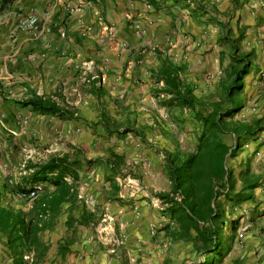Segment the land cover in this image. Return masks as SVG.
<instances>
[{
	"label": "crops",
	"instance_id": "0c3cea01",
	"mask_svg": "<svg viewBox=\"0 0 264 264\" xmlns=\"http://www.w3.org/2000/svg\"><path fill=\"white\" fill-rule=\"evenodd\" d=\"M32 16L39 18L38 34L20 26ZM236 38L238 50L231 44ZM239 58L247 72L243 89L227 100L239 108L226 119L258 120L261 128L240 142L232 131L221 136H229L223 141L230 148L224 164L231 189L214 198L215 217L205 224L218 237V249L204 253L208 264H264V204L254 203L264 198V0H0L4 205L35 214V201L12 203L7 175L25 188L36 168L63 156L75 170L64 176L68 192L41 231L49 248L36 264H187L210 248L201 237L203 222L186 228V209L159 206L173 187L170 154L180 161L199 143L183 138V145L168 146L169 121L197 122L194 129H174L177 135L203 130L197 112L177 106L167 92L162 70L165 62L177 67L181 84L210 99L208 114L234 81ZM35 95L73 116L24 104ZM106 103L123 120L119 127L105 125L111 124ZM60 189L48 187L52 195ZM6 244L0 233V264H14ZM28 256L32 264L34 253Z\"/></svg>",
	"mask_w": 264,
	"mask_h": 264
},
{
	"label": "trees",
	"instance_id": "16d2710c",
	"mask_svg": "<svg viewBox=\"0 0 264 264\" xmlns=\"http://www.w3.org/2000/svg\"><path fill=\"white\" fill-rule=\"evenodd\" d=\"M231 44L238 50L239 39H234ZM239 61L241 64L237 63L232 67L234 81L223 87V92L219 95L221 97L217 101L210 103L212 111L208 114H204L205 112L200 107L208 108L209 100L198 97L194 88L187 83L181 84L182 80L175 75L177 67L174 68L172 63L165 62L163 64L162 72L167 76L166 81L169 84L167 92L172 94V97L177 101V106L187 107L197 112L195 118L203 130L195 152L188 154L180 161L170 154L168 169L173 187L169 193H164L161 199L164 203L183 207L188 211L185 215L181 214L182 218L186 217V228L190 225L199 228V223H204L200 229L201 237L204 241L210 240L211 243L210 248L202 249L205 253L218 249L217 243L213 244L216 230L213 226L205 225L215 217L213 200L225 187L231 189L230 183L225 179L227 171L224 164L225 156L230 148L224 143L221 136L232 131L240 142L241 138L261 128V122L258 120L246 123L229 122L226 119L228 115L239 108L235 102L231 106L229 105L235 94L243 89V77L247 72V62L244 58H239ZM227 100L231 102L228 104ZM24 104L31 105L39 111L60 112L61 115L73 116V112L69 109L38 95L25 100ZM197 107L199 109H196ZM105 123L108 128L112 127L108 122L105 121ZM67 173L75 174V170L68 162V156L52 158L31 173L27 186H32L35 182H42L46 185L47 191L34 200L35 214L30 218L22 210L4 205V193L0 191V233L7 238L6 245L13 254L14 264H28L29 258L25 256L31 253H34L32 264H36L48 250L49 245L43 240L41 231L47 225L46 220L52 215V208L55 206L56 200L60 201L68 192V187L64 183V176ZM52 184L61 185L59 195H52L53 193L48 191V187ZM21 189L23 188L18 184L16 187L10 188L9 192L15 193ZM178 194L182 196L181 200L175 198ZM51 195L52 197H50ZM205 263L208 264V260Z\"/></svg>",
	"mask_w": 264,
	"mask_h": 264
},
{
	"label": "built area",
	"instance_id": "2783aa9c",
	"mask_svg": "<svg viewBox=\"0 0 264 264\" xmlns=\"http://www.w3.org/2000/svg\"><path fill=\"white\" fill-rule=\"evenodd\" d=\"M20 26L22 28H29L32 30L34 34H38L41 32L40 24H39V18L37 16H32L29 19H26L25 21L21 22ZM109 32L112 31V28L106 27ZM3 148V139L0 136V150ZM2 169L6 170L7 167L6 165L2 164ZM8 183L11 185V187H16L19 182L16 181L15 176H6ZM228 188L225 187L224 191H227ZM46 192V185L42 182H35L32 186H27L15 193L9 192L10 196L12 197H17L20 200H35L36 198L40 197L42 194ZM159 206L164 209V206H166V203L163 201H160ZM150 235L151 237H155L157 235V227L156 226H151L150 229ZM213 244L215 245L218 242V237L216 235L213 236ZM205 252H201L198 254L195 259H190L187 261V264H203L205 263V257H204ZM26 258H29V256H25ZM148 264H152L151 261L148 262Z\"/></svg>",
	"mask_w": 264,
	"mask_h": 264
},
{
	"label": "rangeland",
	"instance_id": "374dc122",
	"mask_svg": "<svg viewBox=\"0 0 264 264\" xmlns=\"http://www.w3.org/2000/svg\"><path fill=\"white\" fill-rule=\"evenodd\" d=\"M221 96H218V98H220ZM209 101H210V99H208ZM225 105H226V103H224ZM200 108H202V110H203V112H208V110L210 109V106H208V108H203V106L202 107H200ZM106 117L109 119V121L111 122V126H113L114 124H117V126L119 127V123H123V120H121L120 118L118 119L117 117H114V115L112 114V113H114L115 111H114V109H113V107L112 106H109V103H106ZM185 120V119H184ZM172 121V120H171ZM171 121H169V124H170V127H171V131H169V134H166L164 137H166L167 138V141L169 142L168 143V146H170L171 148H174V147H172L173 145H175V144H177V143H179L180 144V146H181V144H182V139L183 138H187V140H188V142L190 143H192V146L193 147H195L194 145H196L197 144V142H199L198 140H199V136H198V134H197V132L195 133V134H189V135H187V136H185V135H183V136H181L182 134H176L175 132V130L174 129H177L178 127L180 128V129H182V128H192V129H194V128H196V124H197V122H195L194 120H191V119H187V120H185V123H183V121H181V120H179L181 123H179V124H176L175 122V124L177 125H175V124H173V123H171ZM183 124V125H182ZM127 125V127L129 126V125H131V124H126ZM166 125H168V124H166ZM122 126L124 127L125 125H123L122 124ZM186 130V129H185ZM193 132H195V131H193ZM127 136H130V137H135L136 138V140H140V142H145L144 140V138H145V136H142V135H140V136H135V135H133V134H129V133H127ZM228 138H229V136H223L222 137V140H228ZM3 139V138H2ZM153 141H157V143L159 142V138H157L156 139V137L154 136L153 137ZM97 141H94V142H92L91 143V145L93 144V145H97ZM191 143H190V145H191ZM183 145V144H182ZM191 146V147H192ZM182 148V147H181ZM48 158V157H47ZM46 158V159H47ZM45 159V160H46ZM229 159V158H228ZM46 191H47V187H46ZM30 201H34V200H20L19 198H17V197H14L13 198V202L12 203H15V204H24V203H26V202H30ZM259 202V207L260 206H262L263 204H264V198H261V199H259V200H255L254 201V203L255 202ZM4 203V202H3ZM8 204V203H7ZM9 206L10 207H13V208H15V206H12L11 204H9ZM233 206H235V204H233L231 207H232V209L234 210V208H233ZM249 209V208H248ZM251 217V216H250ZM261 221H264V215L262 216V220ZM264 228V227H263ZM261 250H264V244H263V249H261ZM262 252V251H261ZM258 253V252H257ZM262 256H264V251H263V253L261 254ZM261 255H259V256H261ZM261 256V257H262ZM256 262H261V260L259 259V258H256ZM255 264V263H254Z\"/></svg>",
	"mask_w": 264,
	"mask_h": 264
}]
</instances>
